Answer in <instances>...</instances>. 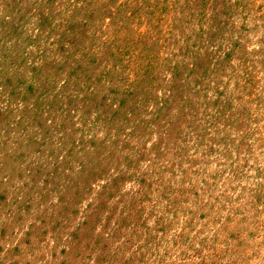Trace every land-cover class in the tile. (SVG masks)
<instances>
[{
	"label": "rangeland",
	"instance_id": "obj_1",
	"mask_svg": "<svg viewBox=\"0 0 264 264\" xmlns=\"http://www.w3.org/2000/svg\"><path fill=\"white\" fill-rule=\"evenodd\" d=\"M0 264H264V0H0Z\"/></svg>",
	"mask_w": 264,
	"mask_h": 264
}]
</instances>
